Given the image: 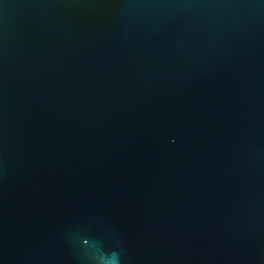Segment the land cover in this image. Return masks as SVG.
I'll use <instances>...</instances> for the list:
<instances>
[{
    "label": "water",
    "instance_id": "1",
    "mask_svg": "<svg viewBox=\"0 0 264 264\" xmlns=\"http://www.w3.org/2000/svg\"><path fill=\"white\" fill-rule=\"evenodd\" d=\"M0 264H264V0H0Z\"/></svg>",
    "mask_w": 264,
    "mask_h": 264
}]
</instances>
